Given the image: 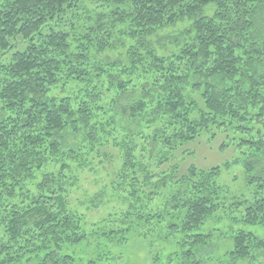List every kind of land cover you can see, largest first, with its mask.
I'll use <instances>...</instances> for the list:
<instances>
[{
  "label": "trees",
  "instance_id": "trees-1",
  "mask_svg": "<svg viewBox=\"0 0 264 264\" xmlns=\"http://www.w3.org/2000/svg\"><path fill=\"white\" fill-rule=\"evenodd\" d=\"M96 1L91 16L82 0H0V264H80L67 251L92 234H129L134 221L107 230L110 215L89 233L71 207L73 171L94 172L110 148L112 191L143 206L144 239L163 225L203 264L204 226L229 200L241 223L264 226V0ZM182 24L167 37L177 50L159 53ZM211 127L242 137L250 199L229 196L219 167L156 172ZM260 257L264 240L235 232L227 264Z\"/></svg>",
  "mask_w": 264,
  "mask_h": 264
},
{
  "label": "rangeland",
  "instance_id": "rangeland-1",
  "mask_svg": "<svg viewBox=\"0 0 264 264\" xmlns=\"http://www.w3.org/2000/svg\"><path fill=\"white\" fill-rule=\"evenodd\" d=\"M97 5L96 0H82L79 13L93 16ZM184 27L185 25L182 24L163 32L168 43H166L165 51L160 49L159 53L170 54L177 50L174 48V43L167 37L178 34ZM109 55L111 58L117 57L116 53ZM241 139L242 137L237 135L233 129L211 127L209 131L202 132L196 140L186 143L183 147L174 151L166 150L168 162L157 168L156 172L163 171L170 175L171 170L176 167L178 176H182L191 166L203 170L219 167L218 181L227 189L229 196L250 199L255 192L256 183L251 184L245 172L243 162L248 150L239 146ZM110 153L114 154V159H105L104 165L94 172L83 167L73 171L78 181L70 190L71 207L86 217V229L89 233L95 230V224L108 218L109 215L113 222L107 230L118 227L127 228L131 221H134V224L131 225V231L124 239L119 237L109 240L92 234L87 242L70 248L67 251L68 254L75 256L80 264H87L93 260L98 261V259L102 261L101 264H191L177 244L179 240L171 237L163 225L155 232L150 231L147 240L144 239L141 231L144 226L136 220L135 216L137 209L143 206L132 201L125 193L112 191L115 171L120 168V158L112 148H110ZM78 165L75 163L74 169ZM231 202L229 200L226 207L204 226L205 235L209 236L206 240L207 247L197 255V260L203 259V264H227L225 255L233 249V236L238 230L251 232L264 240V226L241 223L243 208L234 210L229 207ZM161 203L162 201L156 200L155 205H161ZM151 207L153 208L154 205ZM150 210L155 209H148ZM127 212L133 213V216L126 224H121L123 223L121 218ZM150 229H153V226H150ZM19 264H37V260L22 261ZM240 264L246 263L241 262ZM253 264H264V257H260L259 261Z\"/></svg>",
  "mask_w": 264,
  "mask_h": 264
}]
</instances>
